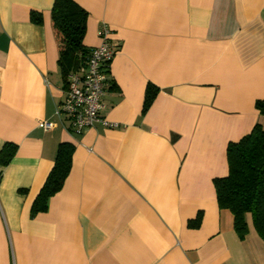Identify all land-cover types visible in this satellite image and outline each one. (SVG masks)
<instances>
[{
    "label": "crops",
    "instance_id": "crops-1",
    "mask_svg": "<svg viewBox=\"0 0 264 264\" xmlns=\"http://www.w3.org/2000/svg\"><path fill=\"white\" fill-rule=\"evenodd\" d=\"M53 1L0 0V150L16 144L0 165V264H264L251 215L241 239L214 183L229 142L264 128V0H75L84 44L106 24L116 45L101 113L118 125L80 133L56 112ZM61 142L69 173L33 214Z\"/></svg>",
    "mask_w": 264,
    "mask_h": 264
},
{
    "label": "trees",
    "instance_id": "trees-1",
    "mask_svg": "<svg viewBox=\"0 0 264 264\" xmlns=\"http://www.w3.org/2000/svg\"><path fill=\"white\" fill-rule=\"evenodd\" d=\"M88 12L75 0H54L51 22L59 48V67L63 79L77 70L87 59L92 47L84 44ZM30 19L42 23V15L31 11ZM111 84V83H110ZM158 88L148 83L143 109L150 105ZM256 107L264 113V100H257ZM74 145L61 142L56 151L52 168L33 200V214L45 211L48 200L57 193L67 177L72 161ZM16 144L6 142L0 150V165L10 162ZM228 173L214 180L216 198L220 208L228 209L234 220V229L239 238L247 234L246 215H251L257 234L264 239V128L256 124L252 130L227 146ZM201 215L189 220L190 227H198Z\"/></svg>",
    "mask_w": 264,
    "mask_h": 264
},
{
    "label": "built area",
    "instance_id": "built-area-1",
    "mask_svg": "<svg viewBox=\"0 0 264 264\" xmlns=\"http://www.w3.org/2000/svg\"><path fill=\"white\" fill-rule=\"evenodd\" d=\"M99 42L93 46L77 70L68 74L64 88L65 98L57 113L66 116L68 128L80 133L86 127L101 123L104 127L113 128L116 122L102 116L103 98L110 85L109 69L116 53V45L111 39V29L102 24L98 29ZM51 122H45L44 128H51Z\"/></svg>",
    "mask_w": 264,
    "mask_h": 264
}]
</instances>
